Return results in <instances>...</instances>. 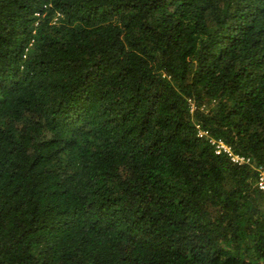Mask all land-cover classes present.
Here are the masks:
<instances>
[{
    "label": "trees",
    "instance_id": "trees-1",
    "mask_svg": "<svg viewBox=\"0 0 264 264\" xmlns=\"http://www.w3.org/2000/svg\"><path fill=\"white\" fill-rule=\"evenodd\" d=\"M209 140L264 168V0H0V264H264Z\"/></svg>",
    "mask_w": 264,
    "mask_h": 264
},
{
    "label": "built area",
    "instance_id": "built-area-1",
    "mask_svg": "<svg viewBox=\"0 0 264 264\" xmlns=\"http://www.w3.org/2000/svg\"><path fill=\"white\" fill-rule=\"evenodd\" d=\"M191 111L194 110V105L192 102L189 103ZM199 137L207 136L206 132L199 131ZM214 148V153L216 155H226L228 159L237 166L250 165L256 172L255 186L259 191L264 192V168L262 166L255 167L252 164V159L248 156L234 154L230 147L221 141L209 140Z\"/></svg>",
    "mask_w": 264,
    "mask_h": 264
},
{
    "label": "rangeland",
    "instance_id": "rangeland-1",
    "mask_svg": "<svg viewBox=\"0 0 264 264\" xmlns=\"http://www.w3.org/2000/svg\"><path fill=\"white\" fill-rule=\"evenodd\" d=\"M206 108H208V107H206Z\"/></svg>",
    "mask_w": 264,
    "mask_h": 264
}]
</instances>
